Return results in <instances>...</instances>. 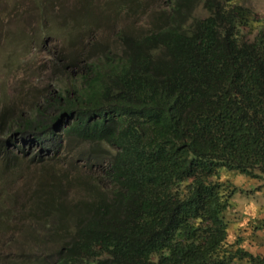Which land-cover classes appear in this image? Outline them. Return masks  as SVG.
Returning a JSON list of instances; mask_svg holds the SVG:
<instances>
[{"label": "trees", "instance_id": "obj_1", "mask_svg": "<svg viewBox=\"0 0 264 264\" xmlns=\"http://www.w3.org/2000/svg\"><path fill=\"white\" fill-rule=\"evenodd\" d=\"M150 1L29 0L62 45L0 102V264H264L227 218L264 191V28L231 0Z\"/></svg>", "mask_w": 264, "mask_h": 264}, {"label": "rangeland", "instance_id": "obj_2", "mask_svg": "<svg viewBox=\"0 0 264 264\" xmlns=\"http://www.w3.org/2000/svg\"><path fill=\"white\" fill-rule=\"evenodd\" d=\"M231 1L241 3L250 9L255 14L254 16L252 14V23L264 28V0ZM51 2L52 9L50 10L53 13L50 14L58 15L57 10L59 7L63 5L70 7L75 0H51ZM163 2L164 0H151L149 4H158L159 7H164L165 3ZM29 6V0H15V3L0 0V12H2L0 13V102L6 100L7 93L12 92V87L18 84H22L21 87H28L38 82L39 78L47 73L44 70V66L47 64L48 53L50 50H57L62 45L60 39L53 34L50 36L48 34L46 36H39V39L36 38V34L39 32V25L36 22L35 13L27 11ZM195 12L197 15H203L199 7ZM16 20H19V22L17 23ZM128 22H130L128 25L138 33L144 31L148 26V18L145 14L136 18L133 17ZM16 23L22 24L20 26L21 29L17 32L16 36L6 43L4 39H1V34L7 29L10 31L15 30L17 28ZM251 31L254 33L255 29L253 28ZM40 39L43 40L41 43L39 42ZM8 55L10 56L8 57ZM220 179L229 182V184L237 188L246 190L249 189L251 186L250 182H252L241 174L235 175L234 173L224 171L220 172ZM255 183L253 182V184ZM20 184L21 179L13 182L11 190L14 192L18 191ZM68 196H75L74 191L70 190ZM263 211L264 191H256L250 195L248 193L246 195L236 194L231 200V207L227 211L228 240L240 237L241 245L248 250L255 253L263 252L264 229L252 230L251 227L254 219L263 217ZM23 223H26V221L22 223L20 221L14 222L11 229L14 230ZM2 247L0 245V254ZM3 248L6 249L7 246Z\"/></svg>", "mask_w": 264, "mask_h": 264}]
</instances>
